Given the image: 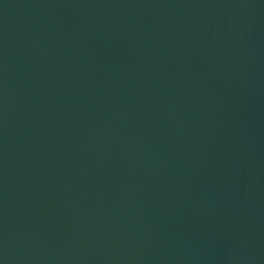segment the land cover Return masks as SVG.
<instances>
[{
  "label": "water",
  "instance_id": "water-1",
  "mask_svg": "<svg viewBox=\"0 0 264 264\" xmlns=\"http://www.w3.org/2000/svg\"><path fill=\"white\" fill-rule=\"evenodd\" d=\"M0 264H264V0H0Z\"/></svg>",
  "mask_w": 264,
  "mask_h": 264
}]
</instances>
